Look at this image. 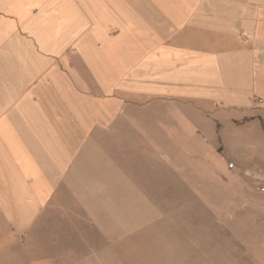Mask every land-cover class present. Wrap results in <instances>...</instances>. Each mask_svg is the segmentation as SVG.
<instances>
[{
    "label": "crops",
    "instance_id": "0c3cea01",
    "mask_svg": "<svg viewBox=\"0 0 264 264\" xmlns=\"http://www.w3.org/2000/svg\"><path fill=\"white\" fill-rule=\"evenodd\" d=\"M254 102L264 0H0L6 259L36 244L30 260L95 264V239L116 244L158 215L127 176L207 174L190 163L189 138L173 135L200 129L164 118ZM74 240L76 263L73 252L41 255Z\"/></svg>",
    "mask_w": 264,
    "mask_h": 264
},
{
    "label": "rangeland",
    "instance_id": "374dc122",
    "mask_svg": "<svg viewBox=\"0 0 264 264\" xmlns=\"http://www.w3.org/2000/svg\"><path fill=\"white\" fill-rule=\"evenodd\" d=\"M239 110H213L188 117L164 118L200 132H174L175 145L189 138V160L198 176H127L158 208L147 227L118 243L95 239V264H264V103ZM233 113V114H232ZM127 124H135L129 118ZM149 123V118H138ZM137 120V121H138ZM182 145V144H181ZM172 151L173 150H168ZM184 162L185 157H177ZM184 156V155H183ZM195 172V171H194ZM7 230H0V264H66L30 260L15 247L7 258ZM50 241L47 240V243ZM54 242V240H53ZM60 242V238H59ZM58 248L46 246L42 256L62 258L80 253L77 240ZM109 258V259H108Z\"/></svg>",
    "mask_w": 264,
    "mask_h": 264
}]
</instances>
